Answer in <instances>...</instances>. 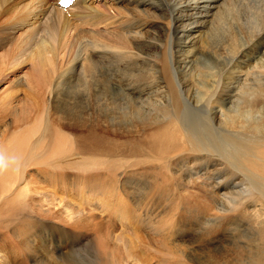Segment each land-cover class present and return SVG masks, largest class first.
<instances>
[{
    "label": "bare ground",
    "instance_id": "6f19581e",
    "mask_svg": "<svg viewBox=\"0 0 264 264\" xmlns=\"http://www.w3.org/2000/svg\"><path fill=\"white\" fill-rule=\"evenodd\" d=\"M59 1L54 6L52 0H0V16L20 17L24 30L38 15L61 12L87 19L88 29L78 41L91 49L86 62L111 60L100 67L117 71L113 76L98 66L89 65L95 73L82 67L80 79L94 80L90 94L81 101L59 98L53 89L64 70L57 51L46 41L33 54L13 46L29 62L32 77L39 80L38 73L49 65L51 76L49 68L43 72V82L52 88L45 108L57 114L52 122L59 127L51 126L46 115L42 129L38 112H14L15 125L24 121L29 134L13 131L0 149V190L22 163L39 165L45 156L52 160L48 166L61 168L43 178L45 185L73 187L79 196V205L67 199L64 210L81 221L95 211L126 226L119 238L126 264H200L195 252L185 249L201 235L214 236L201 252L219 264H264V70H256L264 55V0H73L66 8ZM15 7L22 9V17L12 12ZM13 26L3 31L0 24V33L8 35L5 42L14 39ZM214 34L220 43L226 35L225 50L233 58L224 69L205 72L196 90L191 82L194 51L200 53V45ZM258 43L260 51L246 60L253 63L256 80L245 83L252 74L238 64L245 65L248 45ZM259 66L264 67V59ZM124 70L127 80L144 81L114 85L121 91L116 96L105 80H116ZM6 76L18 77L14 69ZM36 92L39 106L45 100L39 86ZM52 96L62 103L52 104ZM85 143H92L87 154ZM11 199L7 196L6 202ZM47 205L57 203L49 200ZM83 206L89 207L86 213ZM63 244L67 241L59 240L54 247ZM68 251L74 252L73 264L83 261L79 252ZM98 259L96 264L119 261L113 253Z\"/></svg>",
    "mask_w": 264,
    "mask_h": 264
},
{
    "label": "rangeland",
    "instance_id": "374dc122",
    "mask_svg": "<svg viewBox=\"0 0 264 264\" xmlns=\"http://www.w3.org/2000/svg\"><path fill=\"white\" fill-rule=\"evenodd\" d=\"M52 2V5L54 4V6H56L54 0H52ZM45 7L48 6L46 5ZM96 8L101 9L99 10L101 12L106 10L105 6H96ZM12 12L20 14L21 17L23 15L20 7L12 8ZM9 17L10 15L8 14L0 16V24H3V27L5 28H3V31H12L10 28L13 26V23L14 26L17 25V29H15L16 31L14 30L13 32L14 39L11 41L5 42L3 38H5L4 36L8 37V35L0 33V58L1 62H3L0 64V149L2 146L4 147L8 137L13 131L17 130L25 132L27 135L29 134L27 125L24 121L15 125L13 117L14 112H19L21 110L23 112H28L31 115H34L33 111L35 113L38 112V114L41 115L40 123L42 129L45 126L43 121L46 115L48 117L50 116V122L52 123L51 126L57 125V127H59L58 124L54 123L55 121L52 122L57 114H53L50 110V114H48V111L45 108L48 104V101H46V95L51 93L50 91L52 88L47 82H43V72L44 70L46 71V68H49L48 71L51 76L49 65L44 64L43 71L40 70L38 73V78L41 77L39 80L36 76L32 77L34 75L30 72L29 62H23L25 57L21 54L18 55L17 50H15L13 46L17 45L23 47L28 53L33 54L36 53L46 41L48 46H51L50 49L54 48L55 51L58 52H56V58L64 72L62 77L58 79L61 81L56 85V89H53V94H58L59 98L69 96L67 98L71 99L72 96H75L79 97V101H81L83 97L90 94L89 91L94 80L80 79V69L82 67H87L89 65H91V67L98 66V70L104 72L108 71L113 74V76L117 71V68L106 70L100 67L105 66L107 62H112L111 60L97 62L94 59L86 62V53L90 52L91 49L87 50V52L83 45L78 46V41L81 39V32L88 29L87 26L89 23L87 22V19L79 18L72 14L64 15L61 12L54 14L51 13L49 16L38 15L33 22L32 27H30L29 30H24L19 24L21 21L20 17L16 18L15 21ZM99 25L104 26V23L100 22ZM220 32L223 33L225 31L222 29ZM222 40V43H220L218 37L214 34L207 43L200 45V50L202 49L200 53L197 50L194 51L197 56L196 70L193 71L191 82L196 90L201 89L198 80H202L205 72L209 70L215 71L219 67L224 69V66L232 60L233 54H227V51L225 50L228 47L226 43V35H222ZM196 46L197 45L194 44V47ZM260 46L261 43H258L255 46L248 45L251 49L245 51V57L242 59L245 65L238 64L239 69H247L249 70V73L252 74V77H250L249 80H246L245 83H250L253 80H256L254 77L255 68H253V63L246 64V60L259 52ZM14 56L22 57V59L18 58L14 60ZM261 57V61L257 64L258 67L256 68L258 71L264 70V67L259 66L264 59V55ZM78 60H80V62L82 61L83 64L80 65ZM84 62L86 63L84 64ZM209 67L214 68L209 69ZM88 68L92 72H96V69L90 68V66ZM12 69H14V73L18 76L15 77L14 80H10V77L6 76V73ZM58 71L59 69L57 72ZM125 73L126 71L124 70L115 77L116 80L105 81H108L110 87L119 85L122 88L129 82L137 83L138 81H144L127 80ZM25 74H29V76H27L28 79L25 77ZM76 75L79 76L77 77ZM146 76L150 77L149 74H146ZM21 78L24 79L21 80ZM215 81V83H218L220 80ZM38 86L41 91L40 95L43 94L45 100L44 102L42 101V104L39 106L37 98H35ZM243 87L246 88V86ZM113 88L114 95H121V91L118 87L114 86ZM242 91L245 92L246 89H242ZM52 97V104L62 103L61 99H55V96ZM31 115L28 116L29 120L33 119V116L31 117ZM16 117L19 119L17 114ZM61 131L69 133L66 129H62ZM112 134H114V131ZM141 138L142 136L139 137V139ZM122 139L131 140L130 137H122ZM32 140H35L33 135H31V141ZM46 140L47 139L44 138V141L42 142L46 143ZM91 146L92 143H85L86 151L83 153L87 154ZM41 151L42 150L39 149V152ZM42 159L43 160H41L39 165H33L32 161L22 163L20 167L17 168L16 176L5 181L3 188L0 190V264H73L74 260L72 261L71 258L73 257L74 252L68 251L71 249H74L82 255L83 261L79 264H96V259L101 258V255L103 257L108 253H113V255L116 256V259H119L116 264H126L123 254V242L121 240L119 241L121 235L120 231L124 232L126 226H124L119 220L109 218L106 214L102 215L95 211H93L92 214L86 213L89 210V207L86 206L82 207L85 209L86 213L84 219H82L83 222L78 220L77 215L72 214L70 209L64 210L67 199H71L72 202L78 204L79 196L76 194L73 187L63 190L58 186L55 188L51 187V185L46 186L43 178L46 177V179H48L49 174L58 173L61 168H51L47 163L52 160L49 158L45 159V156H42ZM55 161H57L56 158ZM55 164L58 165L57 162H55ZM46 169L50 172H46ZM30 173L32 176L28 175ZM30 178H33V180H30ZM186 185L189 190L192 189L191 184ZM45 189H47V191ZM7 196L12 198L9 203L6 202ZM49 200H54L57 203V206L47 205ZM184 213L189 215L190 211L185 210ZM54 234L62 237L51 240V237ZM116 238L118 239L116 240ZM120 239H123V237ZM195 239L197 241L193 240L190 243L192 248L188 247L185 251L195 252L194 256H197L202 260L200 264H219L220 260L208 256L207 252H201L204 243L207 240L215 239L214 236L201 235L199 238ZM219 239H222V236H220ZM59 240H66L67 246L65 247L63 244L62 246L55 248L54 244ZM97 241H99V244H97ZM214 246H216V244ZM97 261L99 262L100 260L98 259Z\"/></svg>",
    "mask_w": 264,
    "mask_h": 264
}]
</instances>
